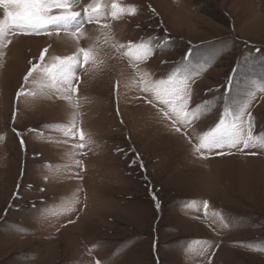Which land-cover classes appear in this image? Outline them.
Segmentation results:
<instances>
[{
	"label": "rangeland",
	"instance_id": "obj_1",
	"mask_svg": "<svg viewBox=\"0 0 264 264\" xmlns=\"http://www.w3.org/2000/svg\"><path fill=\"white\" fill-rule=\"evenodd\" d=\"M9 6L0 0V264H264V0H78V32L39 33L10 28ZM148 39L147 64L120 47ZM69 56L74 89L39 68L25 80ZM185 67L199 113L181 124L141 89ZM245 107L255 147L196 151L225 108L231 120Z\"/></svg>",
	"mask_w": 264,
	"mask_h": 264
},
{
	"label": "snow or ice",
	"instance_id": "obj_2",
	"mask_svg": "<svg viewBox=\"0 0 264 264\" xmlns=\"http://www.w3.org/2000/svg\"><path fill=\"white\" fill-rule=\"evenodd\" d=\"M9 4L11 6L6 7L3 10V14L5 21L11 22L10 28L39 33L46 30L49 26H56L58 29L71 27L77 32L79 31L80 21L77 18L81 17L82 14L71 10V5L78 4V0H50L49 3L45 4L40 3V0H9ZM112 7L115 8L116 5L113 4ZM53 8L59 9V13L54 14L52 12ZM90 8H92V5H88L84 8V14L89 22L96 19L93 15L96 9L92 8V13H90ZM113 15H115V13H113ZM3 24L4 21H0V32L3 31ZM73 35H75V32ZM120 47H127L129 49L135 47L138 51L142 50V55L139 59L147 64L148 60L151 58L150 53L154 52L155 45L151 39H148L140 40L138 42L132 41L129 42L128 45H121ZM44 51L47 52V49ZM256 51L259 52L260 49H256ZM80 52L83 53L84 62H87L89 59L88 51L81 48ZM193 54L194 50L189 47V50L184 52V58L187 59ZM43 60L44 55L42 53L40 61ZM55 60L58 61V63H53L50 68L46 67L43 63L33 64L29 69L27 76H25V80L28 79V76L32 75L33 71L39 68L49 75L54 85L57 81H60L64 85V90L66 92L74 89L72 83V77L74 75L72 65L78 63V61L71 56L65 58L56 57ZM134 66L137 68V71H140L138 64H134ZM234 70L236 69L234 68ZM178 73L179 69L169 75L166 80L156 79L154 82H149L152 86H144L141 89V92L144 94V98L149 105H152L153 100L155 99L158 100L161 105L172 107L171 112L166 111L164 114L169 119H172L174 123H186L189 116L193 118L194 123L195 118L199 113V108L196 107L193 99L194 94L192 92V85L187 82L190 79L187 75V67L184 69L183 80L177 79ZM145 75L147 76L148 73H145ZM229 76L231 77V74H229ZM141 83H145L144 77H141ZM230 83L231 79H229V84ZM225 87H227V85H225ZM161 88H163V93L161 92ZM164 97H167V99ZM177 107L179 108V111L177 110ZM181 113H183V116H181ZM229 117H233V113H231L228 108H225L219 122L210 130L206 131L200 138L199 143L196 146L197 152H201L204 149H208L209 151L212 149L222 150L225 147L228 149L235 148L237 151H240L241 144L245 149L250 146H256L255 144H250V141H252L251 129L256 121V117L253 115L251 108H241L240 112L234 115V118L228 120ZM226 120H228L227 123ZM245 125H247L249 130L246 138L242 135ZM177 131H179L178 128ZM71 134L75 136V130H73ZM80 138L83 139L82 134ZM20 143L21 149L26 151L27 145L22 137ZM262 144H264V142H262ZM79 147H83V145H79ZM224 154L223 151L217 152V155ZM254 154L255 153H253V155ZM133 156L134 158L129 161L130 167L140 165V159L136 157V154H133ZM140 166L143 167L142 165ZM15 195L16 198L19 199L21 194L17 192ZM152 200L154 206L157 209H160L161 204L159 203V197L155 191L152 192ZM205 206H207V203ZM97 264H99V262H97Z\"/></svg>",
	"mask_w": 264,
	"mask_h": 264
}]
</instances>
